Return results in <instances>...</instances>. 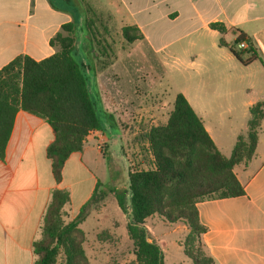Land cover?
I'll list each match as a JSON object with an SVG mask.
<instances>
[{
  "label": "crops",
  "instance_id": "0c3cea01",
  "mask_svg": "<svg viewBox=\"0 0 264 264\" xmlns=\"http://www.w3.org/2000/svg\"><path fill=\"white\" fill-rule=\"evenodd\" d=\"M116 2L123 9L125 25H136L141 31L144 39L137 42L158 53L200 30L221 38L220 32L210 27L212 23L226 26L224 37L233 34L230 41L224 38L229 45L240 32L246 35L249 46L258 55L257 60L243 64L228 46L219 45V38L218 48L225 59L212 60L207 79H199L194 92L182 93L203 120L218 149L230 157L238 137L248 132L250 108L264 101V89L258 88L264 83V0ZM79 7V0H0V71L18 56L41 61L58 52L60 48L51 46L50 41L64 24L73 21L74 15L82 22ZM181 20L186 21V27L175 31ZM84 52L83 56L79 54L76 43L75 56L83 65L90 93L94 98L92 88L96 87L98 99L107 104L100 79L102 73L94 72L88 49ZM249 58L250 54L242 55L243 60ZM117 63L111 68L115 70ZM194 67L196 76H203L202 66ZM119 88L120 83L115 80L111 89ZM115 97L116 104H108L106 109L109 107L110 114L119 116L122 99L119 93ZM141 115L147 117L148 111L141 109ZM102 125L101 131L87 137L82 151L71 154L62 181L57 183L47 154L55 139L54 129L39 116L23 110L17 113L5 161L0 160V264H35L33 245L43 235L45 214L55 190L70 193L71 202L64 208V214H71V219L91 198L97 182H101L97 174L101 155L97 150L102 142L111 145L113 140ZM223 147L231 154H224ZM234 172L244 186V195L197 203L200 222L206 228L201 236L204 250L214 259V264H264V119L253 158L235 166ZM76 195L83 198L78 210L71 213Z\"/></svg>",
  "mask_w": 264,
  "mask_h": 264
},
{
  "label": "trees",
  "instance_id": "16d2710c",
  "mask_svg": "<svg viewBox=\"0 0 264 264\" xmlns=\"http://www.w3.org/2000/svg\"><path fill=\"white\" fill-rule=\"evenodd\" d=\"M81 1L85 4V38L90 46L103 41L101 51L110 54L113 49L100 38L96 20L92 18L96 11L86 0ZM73 17L50 41L51 46L60 48L58 52L41 61L18 56L0 71V160L5 161L17 113L23 110L39 116L55 132L47 154L57 183L62 181L64 166L71 154L82 151L87 137L103 129L83 65L75 56L79 22L77 15ZM210 27L220 32L219 45L228 46L240 62L248 65L258 59L251 46L237 50L239 43L247 41L244 33L239 31L240 35L229 45L224 39L227 28L223 23H212ZM121 32L127 44L144 39L136 25H125ZM246 53L250 58L243 60L242 55ZM93 70L97 72L94 66ZM173 106L168 122L151 127L145 135L151 165L130 171L127 188L108 189L115 194L121 211L129 215L127 231L135 248V260L131 264H165L162 249L144 226L155 215L170 224L186 223L184 254L193 264H214L201 240L206 228L200 222L197 203L245 194L234 168L248 163L254 156L264 119V101L250 108L248 132L238 137L230 157L221 153L203 120L182 93L177 94ZM103 188L106 189L97 182L91 198L69 222L63 216L64 208L71 202L70 193L60 189L53 192L42 238L33 245L35 264H90L84 249L85 232L80 225L91 206L105 198L107 191ZM60 252L64 257L62 263L57 261Z\"/></svg>",
  "mask_w": 264,
  "mask_h": 264
},
{
  "label": "rangeland",
  "instance_id": "374dc122",
  "mask_svg": "<svg viewBox=\"0 0 264 264\" xmlns=\"http://www.w3.org/2000/svg\"><path fill=\"white\" fill-rule=\"evenodd\" d=\"M86 3L96 11L95 17L91 13L90 16L96 20L100 38L113 49L105 55L101 51L103 41L90 46L83 32L85 4L79 0L82 22L76 33V43L82 56L88 49L91 66L96 68L97 73H102L100 79L107 104L98 99L97 88L92 89L101 122L108 129V137L113 140L111 145L102 142L104 144L97 150L101 155L97 174L106 188H103L107 191L106 196L91 206L80 228L85 232L84 249L90 264H131L135 260V248L127 231L129 215L121 211L115 194L108 189L114 186L127 188L130 171L151 165L146 133L153 126L166 124L174 110L177 94L194 92L198 80L207 79L209 64L214 62L212 60L223 61L225 57L218 48L220 35L205 30L160 53L142 42L127 44L121 32L127 22L124 21L120 4L116 0H86ZM185 27L186 21L181 20L174 30L180 31ZM224 38L230 41L233 34H227ZM116 61L115 70L118 72L111 68ZM195 64L202 66L203 76H196ZM115 80L120 83V90L111 89ZM258 88L264 89V83ZM118 93L122 99L119 102V116L117 113L110 114L109 107L106 109L108 104H116L115 96ZM141 109L148 111L147 117L141 118ZM222 152L231 154L226 147L222 148ZM69 181L72 182L70 178ZM82 198L74 196L71 213L78 210ZM71 217V214L63 216L65 222L71 221ZM144 226L162 249L165 264H193L184 254V241L188 234L186 223L170 224L157 215L148 219ZM63 260V253L60 252L57 261L62 263Z\"/></svg>",
  "mask_w": 264,
  "mask_h": 264
},
{
  "label": "built area",
  "instance_id": "2783aa9c",
  "mask_svg": "<svg viewBox=\"0 0 264 264\" xmlns=\"http://www.w3.org/2000/svg\"><path fill=\"white\" fill-rule=\"evenodd\" d=\"M237 48H238L239 50H247V49H249V44H248L247 41H242L241 43H239V44L237 45Z\"/></svg>",
  "mask_w": 264,
  "mask_h": 264
}]
</instances>
